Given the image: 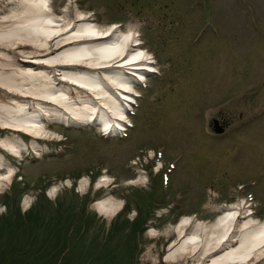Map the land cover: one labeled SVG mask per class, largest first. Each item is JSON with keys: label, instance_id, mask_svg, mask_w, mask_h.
<instances>
[{"label": "rangeland", "instance_id": "obj_1", "mask_svg": "<svg viewBox=\"0 0 264 264\" xmlns=\"http://www.w3.org/2000/svg\"><path fill=\"white\" fill-rule=\"evenodd\" d=\"M7 2H0V18L16 8L4 7ZM50 5L58 15L80 12L99 26L132 30L157 73L142 84L135 81L126 131L119 134L103 137L95 124L50 118L48 130L55 137L36 141L43 150L38 157L32 138L0 128V141L11 137L27 145L19 157L0 148L5 166L16 169L10 182L0 184V224L9 215L4 200L14 198L11 189L18 184L22 194L18 207L10 201L12 217L18 210L23 217L30 209L73 206L82 224H93L92 237L108 229L127 201L124 216L132 221L135 201L150 192L153 176L167 180L164 199L160 185L156 188L167 205L147 222L137 264H202L201 252L166 256L172 243L192 235L193 224L212 223L234 204L241 205L243 216L264 221V0H51ZM0 98L8 95L0 91ZM219 117L229 125L217 135L211 121ZM83 179L88 186L82 188ZM102 200L121 201V209L102 216L95 209ZM184 217L193 221L181 238L176 226Z\"/></svg>", "mask_w": 264, "mask_h": 264}, {"label": "bare ground", "instance_id": "obj_2", "mask_svg": "<svg viewBox=\"0 0 264 264\" xmlns=\"http://www.w3.org/2000/svg\"><path fill=\"white\" fill-rule=\"evenodd\" d=\"M6 1L4 7L16 8L0 18V91L8 95L7 100L0 98V128L32 138L30 148L38 157L43 150L36 141L55 137L48 130L50 118L95 124L98 131L112 135L126 131L134 81L144 82L146 75L157 73L154 58L136 33L115 24L99 26L94 17L80 12L58 15L51 11V0ZM10 138L0 141V148L19 157L27 145ZM5 164L0 159V170H7L0 175L1 185L10 182L16 170ZM81 183L82 188L88 186L86 179ZM60 186L52 187L49 195ZM121 206V201L102 200L95 209L111 217ZM243 214L241 205L234 204L212 223L193 224L192 235L172 243L166 260L201 252L202 264H264V221ZM192 221H180L179 237ZM188 243L192 250L187 253Z\"/></svg>", "mask_w": 264, "mask_h": 264}, {"label": "trees", "instance_id": "obj_3", "mask_svg": "<svg viewBox=\"0 0 264 264\" xmlns=\"http://www.w3.org/2000/svg\"><path fill=\"white\" fill-rule=\"evenodd\" d=\"M166 182L162 183L159 176L150 178V192L135 201L137 216L132 221L125 218L130 209L127 201L108 229L92 237L93 224H82L73 206L67 210L46 208L42 213L30 209L23 217L18 210L12 217L10 201L18 207L22 194L14 184V198L4 200L9 215L2 219L6 224H0V264H137L147 222L154 210L167 205L156 197L160 185L164 199ZM79 210L83 212V207Z\"/></svg>", "mask_w": 264, "mask_h": 264}, {"label": "water", "instance_id": "obj_4", "mask_svg": "<svg viewBox=\"0 0 264 264\" xmlns=\"http://www.w3.org/2000/svg\"><path fill=\"white\" fill-rule=\"evenodd\" d=\"M211 128L214 134H222L224 132V127H222L221 124H219V120L213 119L211 121Z\"/></svg>", "mask_w": 264, "mask_h": 264}, {"label": "flooded vegetation", "instance_id": "obj_5", "mask_svg": "<svg viewBox=\"0 0 264 264\" xmlns=\"http://www.w3.org/2000/svg\"><path fill=\"white\" fill-rule=\"evenodd\" d=\"M216 119L219 120V124H221L222 127H224V131H225L228 128L229 123L221 117L216 118Z\"/></svg>", "mask_w": 264, "mask_h": 264}, {"label": "snow or ice", "instance_id": "obj_6", "mask_svg": "<svg viewBox=\"0 0 264 264\" xmlns=\"http://www.w3.org/2000/svg\"><path fill=\"white\" fill-rule=\"evenodd\" d=\"M138 35V34H137Z\"/></svg>", "mask_w": 264, "mask_h": 264}]
</instances>
